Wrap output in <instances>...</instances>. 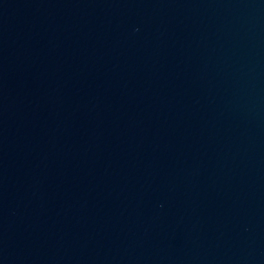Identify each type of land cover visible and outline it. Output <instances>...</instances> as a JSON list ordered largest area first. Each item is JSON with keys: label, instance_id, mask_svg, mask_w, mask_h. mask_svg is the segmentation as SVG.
I'll use <instances>...</instances> for the list:
<instances>
[{"label": "water", "instance_id": "95a60500", "mask_svg": "<svg viewBox=\"0 0 264 264\" xmlns=\"http://www.w3.org/2000/svg\"><path fill=\"white\" fill-rule=\"evenodd\" d=\"M0 264H264V0H0Z\"/></svg>", "mask_w": 264, "mask_h": 264}]
</instances>
